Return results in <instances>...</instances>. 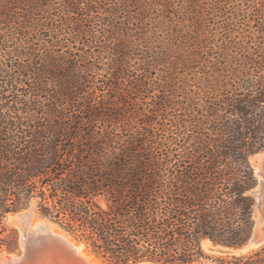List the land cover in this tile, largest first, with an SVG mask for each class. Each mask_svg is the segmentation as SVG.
<instances>
[{
  "label": "trees",
  "instance_id": "obj_1",
  "mask_svg": "<svg viewBox=\"0 0 264 264\" xmlns=\"http://www.w3.org/2000/svg\"><path fill=\"white\" fill-rule=\"evenodd\" d=\"M55 3L0 0V253L17 247L7 215L35 201L103 264H264V245L244 255L203 248H239L255 228L250 159L264 153V58L190 98L177 132L159 130L169 98L152 115L131 110L129 95L99 94L92 50L36 41L31 29ZM65 3V22L92 49L82 13L91 8Z\"/></svg>",
  "mask_w": 264,
  "mask_h": 264
},
{
  "label": "rangeland",
  "instance_id": "obj_2",
  "mask_svg": "<svg viewBox=\"0 0 264 264\" xmlns=\"http://www.w3.org/2000/svg\"><path fill=\"white\" fill-rule=\"evenodd\" d=\"M79 1L82 6L91 8L82 13L85 27L90 32L86 44L95 43L91 45L92 49L77 39L80 26L73 27L65 22V0H55V6L44 16L45 19L31 29L36 41L49 47L52 43L48 40L56 43L63 40L57 44L62 47L67 42L73 52L80 50L83 53V48L92 50L97 67L90 78L98 88L102 87L99 94L120 102L122 96L129 95L131 110L137 107L152 115L154 106L169 98L168 113L162 117L157 115L159 130L169 128L177 132L175 120L185 114L184 107L190 98L197 93L204 94L210 83L229 75L234 68L245 70L246 59L264 58V0ZM71 18L73 22L78 19L77 16ZM51 25L58 28V35H55L58 39L48 37L50 33L46 32ZM112 74L120 77V82L111 79ZM107 83L117 84L122 90H109L105 86ZM99 100H102L100 95ZM61 106L69 108L67 104ZM49 117L44 115V120ZM171 135L167 133V136ZM250 161L258 185L259 173L264 176V153L251 157ZM252 196L256 202L255 195ZM33 202L38 217L42 218L36 202ZM15 213L7 215L4 223L6 235L16 233L17 247L11 251L4 249L0 256L21 251V222L10 218ZM259 216L260 209H254L255 222ZM206 248L207 254L215 256L244 255L257 249L223 254L216 251L221 248L219 246Z\"/></svg>",
  "mask_w": 264,
  "mask_h": 264
},
{
  "label": "water",
  "instance_id": "obj_3",
  "mask_svg": "<svg viewBox=\"0 0 264 264\" xmlns=\"http://www.w3.org/2000/svg\"><path fill=\"white\" fill-rule=\"evenodd\" d=\"M259 185H260V180L257 187L250 192L252 195H255L256 197L254 209L256 210L260 209V216L255 224L253 234L243 246L236 249H225L221 247L217 249L220 253L239 254L241 252L250 251L264 245V194L261 195L260 193L259 196V191H258ZM33 208H36V205L34 204V202H31L26 209H23L16 213H20L23 211H30L33 210ZM41 219H47L51 221L52 223L56 224L61 230H63L69 236H71L73 239L81 243H84L80 239L73 236L71 233L67 232L65 229H63L59 224H57L53 220L43 216ZM19 244L21 248L20 253L19 254L13 253V254L16 255L19 259L21 260L23 259V261L29 259L27 264H76L77 263L74 260L75 258L70 257L69 254H71L70 253L71 251L69 250L66 251L56 245V239L50 240V242L46 245L45 237L38 236L36 238L30 239L27 247H23L21 242V234H20ZM0 260H2L1 256H0ZM13 264H17V262H14ZM140 264H155V263L150 261H145Z\"/></svg>",
  "mask_w": 264,
  "mask_h": 264
},
{
  "label": "bare ground",
  "instance_id": "obj_4",
  "mask_svg": "<svg viewBox=\"0 0 264 264\" xmlns=\"http://www.w3.org/2000/svg\"><path fill=\"white\" fill-rule=\"evenodd\" d=\"M260 175V185L258 186L259 196L264 194V176ZM12 220H17L21 222V242L23 247L28 246L30 239L36 237H45V244L47 245L50 240L56 239V245L60 248L71 251L70 257L75 258L76 264H101V262L96 258V256L86 247L84 243H81L66 232L61 230L56 224L52 223L47 219H41L36 213V208L30 211H23L15 215H10ZM16 224V223H15ZM206 247H213L210 242L205 243ZM216 251H218L216 249ZM2 260L0 264H27L29 259L23 261L19 259L16 255L2 254ZM7 261V262H5Z\"/></svg>",
  "mask_w": 264,
  "mask_h": 264
}]
</instances>
